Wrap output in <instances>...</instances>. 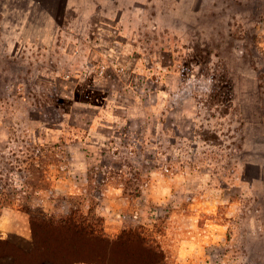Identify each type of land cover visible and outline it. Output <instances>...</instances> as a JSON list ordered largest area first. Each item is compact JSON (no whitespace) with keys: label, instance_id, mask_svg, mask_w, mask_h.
<instances>
[{"label":"rangeland","instance_id":"1","mask_svg":"<svg viewBox=\"0 0 264 264\" xmlns=\"http://www.w3.org/2000/svg\"><path fill=\"white\" fill-rule=\"evenodd\" d=\"M67 27L0 43V238L31 242L3 224L31 229L23 203L72 200L145 236L123 261L264 264V0H120Z\"/></svg>","mask_w":264,"mask_h":264},{"label":"trees","instance_id":"2","mask_svg":"<svg viewBox=\"0 0 264 264\" xmlns=\"http://www.w3.org/2000/svg\"><path fill=\"white\" fill-rule=\"evenodd\" d=\"M21 201L19 199L18 203ZM71 203L74 202L71 200L69 206L52 213L37 212L23 203L21 208L30 217L31 242L15 234L7 239L0 238V245L10 248L14 264H138L136 261H123L122 249L125 246L134 250L138 247L152 248L145 236L135 229L123 231L115 238L108 236L103 229L102 217ZM162 262L163 258L158 256L156 260L143 264Z\"/></svg>","mask_w":264,"mask_h":264},{"label":"crops","instance_id":"3","mask_svg":"<svg viewBox=\"0 0 264 264\" xmlns=\"http://www.w3.org/2000/svg\"><path fill=\"white\" fill-rule=\"evenodd\" d=\"M118 1L120 0H0V43L8 53L19 45L53 47L62 39V34L67 32V24L71 25L73 22L74 25H88L93 22L95 9L109 7L111 2ZM117 6L124 7L119 4ZM68 33H72V30ZM27 214L24 218L29 223ZM3 224L5 228L27 237L31 234L28 225L25 229L19 228L17 221L12 219H4Z\"/></svg>","mask_w":264,"mask_h":264}]
</instances>
